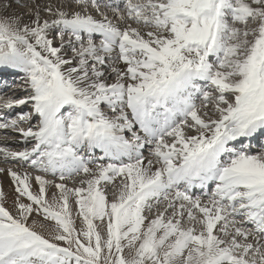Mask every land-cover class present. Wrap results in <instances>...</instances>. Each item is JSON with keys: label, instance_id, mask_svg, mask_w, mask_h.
<instances>
[{"label": "snow or ice", "instance_id": "6c2138e0", "mask_svg": "<svg viewBox=\"0 0 264 264\" xmlns=\"http://www.w3.org/2000/svg\"><path fill=\"white\" fill-rule=\"evenodd\" d=\"M9 71L0 264H264V0H5Z\"/></svg>", "mask_w": 264, "mask_h": 264}, {"label": "bare ground", "instance_id": "6f19581e", "mask_svg": "<svg viewBox=\"0 0 264 264\" xmlns=\"http://www.w3.org/2000/svg\"><path fill=\"white\" fill-rule=\"evenodd\" d=\"M5 0H0V4L4 3ZM53 2H56V0H54ZM16 11L18 12H23L22 10H19L18 8H16ZM109 16L112 17V13L109 12ZM25 19H27V17H25ZM10 72H14L15 71H10ZM0 110H5L3 108H0ZM19 110V109H18ZM1 131V130H0ZM5 131V130H4ZM9 131V135H11L12 137L8 138V137H4V139L6 140H0V145H3L5 144L6 142L10 143V140L9 139H12V138H16L18 141L20 140V136L18 133H13L14 131H12L11 129H8L6 130V132ZM127 135H130V134H127ZM3 137L0 135V138ZM16 141V140H15ZM22 147V144H19L18 147H13V149H18ZM147 154V153H146ZM145 154V155H146ZM0 167H15L14 165H6L4 164L3 162H0ZM0 184L3 185V189L4 191L7 193V196H8V203H7V207H9L10 209L12 208V201L16 195L15 191H14V184L11 180V178L7 175V174H4V175H0ZM33 185H34V190H35V181H33ZM69 186H73L71 184V182H69ZM54 191V190H53ZM111 198V197H110ZM75 207V206H74ZM81 226V221L80 219H77V227H80Z\"/></svg>", "mask_w": 264, "mask_h": 264}, {"label": "rangeland", "instance_id": "374dc122", "mask_svg": "<svg viewBox=\"0 0 264 264\" xmlns=\"http://www.w3.org/2000/svg\"><path fill=\"white\" fill-rule=\"evenodd\" d=\"M18 9L19 10H22L23 12L26 11V9H23V8H18ZM93 14L94 15L96 14L94 12V10H93ZM15 74H17V76H15V77L9 76V78H11V82L14 84V87L11 88V89H8V91H6V92H4V93L1 94L4 100L8 99L9 97H13V98H23L25 96V93L24 92L18 90V86L20 84V79L19 78L23 75V73H15ZM24 110H26V111L31 110L30 109V106L27 107V108H25ZM13 133H16V132H13ZM5 134H6V131L3 132V135H5ZM0 140H6V139H4V137H1ZM9 140H10V143L6 142V144L9 147H12V148L15 147L16 148V147L19 146V144L16 143L18 141L16 138H12V139H9ZM9 165H11V164H9Z\"/></svg>", "mask_w": 264, "mask_h": 264}]
</instances>
